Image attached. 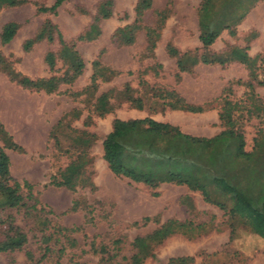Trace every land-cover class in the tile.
Instances as JSON below:
<instances>
[{
	"label": "rangeland",
	"instance_id": "obj_1",
	"mask_svg": "<svg viewBox=\"0 0 264 264\" xmlns=\"http://www.w3.org/2000/svg\"><path fill=\"white\" fill-rule=\"evenodd\" d=\"M25 1L23 5L0 10V27L6 22L17 25L13 38L7 44L0 45L1 55L10 62L11 67L29 78H46L58 75L63 70L57 58L54 73H49L42 61L48 51L56 55L58 45L55 42L47 44L41 41L28 52L21 50V43L30 38L45 21L55 26L65 43L74 45L83 62L80 76L70 85L59 86L53 94L23 90L0 73V123L22 149L20 153L4 150L8 157L10 176L20 184L24 181L32 185L31 194L37 200L36 208H42V215L49 220L50 226L78 229L71 235L77 247L66 249L59 264H95L98 256L87 251L89 245L96 248L106 246L109 254H112L111 244L116 240L119 241V257L127 258L133 252L131 242L135 237L148 236L167 221L180 224L189 222L191 225L164 238L152 250L153 257H146L143 264H164L176 253H193L189 255L193 257L192 264H264L263 241L237 222L228 221L222 211L204 203L197 192H189L183 186L164 184L152 190L157 193V196L152 197V191L143 185L114 177L108 171L101 159L100 142L109 132L112 119L130 117L131 109L126 104H121L102 118H92L91 125L86 129L96 136L89 150L92 158L91 181L95 187L93 191L76 188L70 192L63 188L42 187L51 173L63 168L69 161L62 150L65 146L63 129L55 135L61 145L60 151L54 148L53 140L48 138L50 129L62 117L71 128L82 129L83 119L90 115L89 98L78 93L88 84L90 63L96 58L102 66L118 72V75L109 82L98 83L94 96L107 90L116 93L124 85L139 95L150 86L171 90L189 104L205 103L210 108L205 111V115L169 113L168 119L182 133L212 137L221 130L214 123L219 99H243L242 84L247 80L244 66L238 63L221 67L197 64L190 72L176 76L174 60L165 54L164 49L168 44L181 53L199 47L196 9L200 0H148V8L137 3V0H111L110 16L99 21L98 36L87 42H76L75 38L87 28L103 0H69L51 14L38 13L36 10L40 6L48 7L53 0ZM139 7L143 8L140 29L135 32L132 44L118 45L114 42L113 34L128 32ZM158 25V37L151 56L145 52L143 28H157ZM250 33L254 34L253 38ZM245 45L248 46L246 54L249 57L264 52V0L254 4L234 27L233 35L223 31L209 51L219 53L230 47ZM254 93L264 107V85L255 87ZM74 110L80 113L77 120L70 117ZM155 115L157 118L165 117L164 114ZM259 127L255 119H242L245 151L250 150L251 139ZM74 200L78 201L79 207L70 212L68 209ZM187 204L192 209L188 210ZM13 215L14 224L26 235V243L20 251L0 254V264H10V261L13 264H25V251L35 258L41 254L40 234L31 227V218L24 216L22 211ZM145 217L150 220L141 225L140 219ZM199 225L202 227L198 228ZM228 227L232 230L231 239ZM180 244L185 245L182 247ZM219 244L222 245L218 249ZM180 247L183 249L179 251ZM52 261L53 256H50L40 264H51Z\"/></svg>",
	"mask_w": 264,
	"mask_h": 264
},
{
	"label": "trees",
	"instance_id": "obj_2",
	"mask_svg": "<svg viewBox=\"0 0 264 264\" xmlns=\"http://www.w3.org/2000/svg\"><path fill=\"white\" fill-rule=\"evenodd\" d=\"M69 0H53L48 7L40 6L38 13H54L64 2ZM259 0H200L196 9L197 41L199 47L191 51L179 52L171 45L165 46V54L174 60L176 76L188 73L197 65L224 66L238 63L244 66L247 80L242 85L243 99L231 101L226 97L219 99L217 124L221 130L212 137H195L182 133L176 126L152 120L112 119L110 130L101 139V159L108 171L117 178H123L133 184H140L150 191L160 185L183 186L189 192H197L202 201L214 206L227 217L230 222H237L247 232L264 243V107L254 93L255 87L264 85V52L249 57L248 46L230 47L219 53H212L209 47L217 37L226 31L233 35L237 26L248 11ZM26 3L25 0H0V10L13 8ZM137 3L148 8V0H137ZM111 0H103L100 9L91 18L87 28L75 38L76 42H87L99 34L98 23L110 16ZM143 8L136 9L133 25L125 34L114 33V42L127 46L132 44L134 34L140 29L139 22ZM145 52L152 56L159 25L154 28L145 27ZM17 25L6 22L0 27V45L7 44L15 35ZM253 38L254 34L250 33ZM41 41L47 44L56 43V55L48 51L42 61L49 73H54L55 59L60 60L63 70L58 75L44 78H29L16 72L10 62L0 53V73L9 82L19 88L31 92L53 94L59 86L70 85L80 76L83 62L72 43H65L49 21L43 22L35 33L21 43V50L28 52ZM89 82L78 93L89 98L90 115H86L81 123L82 129L71 128L63 117L58 119L48 133L56 150H61L59 139L55 136L62 132L65 146L63 152L69 161L63 168H57L47 177L42 187L63 188L70 192L76 188L94 190L91 181L90 148L96 141L94 133L86 129L92 118H102L126 104L128 108L144 111L148 115L164 111H178L189 114H200L207 111V105H193L171 90L147 87L142 95L124 85L113 93L107 90L94 96L98 83L109 82L118 72L100 64L96 58L90 63ZM261 75V76H260ZM237 84L239 82H236ZM74 96L77 94H73ZM154 107H158L155 109ZM150 112V114H149ZM79 111L71 112L72 120L79 118ZM255 119L260 127L251 139L249 151L244 150V138L241 130L242 119ZM4 150L22 152L0 123V254L20 251L26 243L25 233L14 224L13 213L22 211L24 216L32 220L31 227L40 234V251L38 258L27 251L24 252L25 264H40L53 256L51 264H59L66 249H75L77 244L71 237L77 228L50 226L42 214V208H36L37 200L32 196V185L21 184L10 176L8 157ZM151 196H157L151 192ZM185 204V202H182ZM79 207L78 201L71 202L69 211ZM187 208L192 209L187 204ZM149 218H141L140 224ZM132 225H137L133 223ZM189 222L176 223L167 221L159 229L144 237H135L131 242L132 254L119 257V241L111 244L112 254L106 246L89 245L88 252L97 255L95 264H143L146 257H153L152 250L166 237L180 229L190 227ZM198 228L202 225L197 226ZM228 236L231 239L232 230ZM264 245V244H263ZM115 261V259H117ZM192 256L168 258L164 264H192ZM10 264H13L10 261Z\"/></svg>",
	"mask_w": 264,
	"mask_h": 264
},
{
	"label": "crops",
	"instance_id": "obj_3",
	"mask_svg": "<svg viewBox=\"0 0 264 264\" xmlns=\"http://www.w3.org/2000/svg\"><path fill=\"white\" fill-rule=\"evenodd\" d=\"M171 112H178V111H164V112L161 113V114H164L165 117H164V118H157L155 114H154V115H148V114L145 113L144 111H137V110H133V109H131V110H130V117L125 118V119H120V120H127V119H142V118H144V117H150V118H151L152 120H154V121L161 122V123H168V124L174 126V123H173L171 120L168 119V116L170 115L169 113H171ZM180 113H182V112H180ZM157 114L161 115L160 113H157ZM187 114H189V113H187ZM200 114H201V115H205V112L200 113ZM159 117H161V116H159ZM214 123H217V116H216V114H214ZM189 135H191V134H189ZM191 136L199 137V136H196V135H191ZM207 138H209V137H207ZM21 145L24 146V144H21ZM180 245H181L182 247H184L185 244H180ZM220 245H222V244L217 245V248H218V249L220 248V247H219ZM182 247H180L178 250L180 251ZM182 249H183V248H182ZM205 249L208 250V249H212V248H205ZM192 254H193V253H192ZM192 254H189V255H192ZM189 255H188V254H184V253H176V255H175L174 257L189 256ZM170 258H171V257H170Z\"/></svg>",
	"mask_w": 264,
	"mask_h": 264
}]
</instances>
